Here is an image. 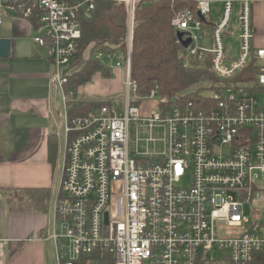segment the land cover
Wrapping results in <instances>:
<instances>
[{
	"label": "built area",
	"instance_id": "2783aa9c",
	"mask_svg": "<svg viewBox=\"0 0 264 264\" xmlns=\"http://www.w3.org/2000/svg\"><path fill=\"white\" fill-rule=\"evenodd\" d=\"M99 1L0 0V25L11 19L30 25L64 105L51 224L38 236L52 244V264H264V215L248 219L241 210L254 195L264 199L258 184L264 181V46L254 44L252 27L253 4L264 0H185L194 8L174 13L175 34L189 40L186 47L177 40L184 67L208 58L215 77L201 102L176 96L169 102L155 88L136 93L133 15L139 3L158 0H107L126 11L125 56L105 51L95 57L110 69L115 57L124 101H102L85 115L67 117L66 101L76 90L64 85L81 20ZM216 2L221 15L213 22ZM234 29L239 52L231 58L224 38ZM250 63L256 71L243 77ZM149 101L154 105L146 109ZM222 227L234 231L222 233Z\"/></svg>",
	"mask_w": 264,
	"mask_h": 264
},
{
	"label": "crops",
	"instance_id": "0c3cea01",
	"mask_svg": "<svg viewBox=\"0 0 264 264\" xmlns=\"http://www.w3.org/2000/svg\"><path fill=\"white\" fill-rule=\"evenodd\" d=\"M256 25H259L258 36ZM252 27L254 44L264 46L262 1L253 4ZM0 29L11 39L13 50L11 56L0 58V192L4 200L10 191L23 188L47 187L52 192L54 172L58 171L61 159L64 121L62 99L54 96L50 83L53 69L47 56H40L28 43L30 25L11 19L0 25ZM89 83L78 87L75 93L86 92L91 96L108 92L107 80L99 73L91 86ZM49 135H54L57 141L54 167L48 160ZM49 218L50 207L45 213L9 210L2 213L0 239L6 240L12 253L7 261L4 258L3 264H44L43 242L38 236L48 227Z\"/></svg>",
	"mask_w": 264,
	"mask_h": 264
},
{
	"label": "trees",
	"instance_id": "16d2710c",
	"mask_svg": "<svg viewBox=\"0 0 264 264\" xmlns=\"http://www.w3.org/2000/svg\"><path fill=\"white\" fill-rule=\"evenodd\" d=\"M183 7L194 8V3L177 0L143 1L135 8L130 51V77L136 84V93L146 96L156 89L158 97L169 102L175 96L181 101L201 102L206 96L205 87L200 91L192 88L202 81L215 79L208 58L204 62L192 60L187 67L180 57L181 46L171 26L175 12ZM126 11L124 5L102 0L81 20V37L75 58L71 62L72 72L64 85L65 90H76L89 82L95 72L109 77L111 69L95 55L111 51L125 56ZM248 64L243 77L256 71ZM250 78V77H246ZM102 101L98 99H73L66 101L67 117L82 116L97 109ZM48 160L52 167L57 158V141L48 136ZM51 189L32 187L10 191L5 202L10 212L45 213L50 205ZM18 197V199H16ZM9 253L8 255L10 256Z\"/></svg>",
	"mask_w": 264,
	"mask_h": 264
},
{
	"label": "rangeland",
	"instance_id": "374dc122",
	"mask_svg": "<svg viewBox=\"0 0 264 264\" xmlns=\"http://www.w3.org/2000/svg\"><path fill=\"white\" fill-rule=\"evenodd\" d=\"M212 6H214V8H212L213 14H212V21L213 22H217L220 19V10H221V4L219 2L214 3ZM256 35H259V25H256ZM233 32V30H232ZM262 33V30H261ZM239 32L238 30L234 29V32L231 36L228 35V37L226 36L224 38V47L227 50V54L229 57L233 58L236 57L238 55L239 52ZM31 39V37H30ZM28 41L29 44L33 45V47H35L37 49V53L42 56V55H46V52L43 48H38L33 42L32 40ZM115 57L112 58L111 65H112V69L111 71V75L109 77H103L104 79L107 80L108 83V92L106 93H97L94 95H88L86 92H81V93H75L74 95L70 96V98L73 99H102L104 101H111V102H122L124 101V97H125V90H124V86H123V71L122 68H118L116 66H114V61H115ZM109 62V61H106ZM97 75V72H95L90 80V83L88 86H91L94 82H95V77ZM208 84V81H202L201 83L195 85L192 90L193 91H200V86H204L206 87ZM52 92L54 94V96H57L59 99L61 97V93L60 90L55 86L52 85ZM76 92V91H75ZM205 92V91H204ZM90 96V97H89ZM145 108H151L154 105L153 101H149L147 103L144 104ZM61 115V114H60ZM62 116V115H61ZM61 140L63 141V135L61 137ZM59 181V173L56 170L54 172V188L57 186ZM259 185L264 186V181H259L258 183ZM53 188V190H54ZM52 190V192H53ZM11 195H15L16 194H9V196ZM235 200H237V196H234ZM16 199H18V197H16ZM50 207V205H49ZM3 210V212H2ZM8 210V204L5 202L4 198H3V193L0 192V219L2 217V213L6 212ZM51 210V208H50ZM241 210H242V214L243 216L247 217L248 219H252V217L254 216V214L260 213L261 215H264V199H263V194H259V195H254L251 199V201L249 202H243L242 206H241ZM2 212V213H1ZM51 213V211H50ZM51 224L50 218H49V225ZM48 225V226H49ZM234 230L229 229V228H225L222 227V233H230L233 232ZM3 240V239H2ZM2 243V242H0ZM2 249V254H3V259L6 258V261L9 257L8 253L9 251H11L10 247L7 246L6 244V240L3 241V248ZM52 258H53V246L50 242H43V259H44V264H52ZM4 262V260H3ZM3 264V263H2Z\"/></svg>",
	"mask_w": 264,
	"mask_h": 264
},
{
	"label": "water",
	"instance_id": "95a60500",
	"mask_svg": "<svg viewBox=\"0 0 264 264\" xmlns=\"http://www.w3.org/2000/svg\"><path fill=\"white\" fill-rule=\"evenodd\" d=\"M182 33L177 32L176 38L180 41L183 47H186L189 40H182ZM13 54V50L11 48V39L8 38L3 31L0 29V58H5L11 56Z\"/></svg>",
	"mask_w": 264,
	"mask_h": 264
},
{
	"label": "bare ground",
	"instance_id": "6f19581e",
	"mask_svg": "<svg viewBox=\"0 0 264 264\" xmlns=\"http://www.w3.org/2000/svg\"><path fill=\"white\" fill-rule=\"evenodd\" d=\"M3 263V254H2V251H1V248H0V264Z\"/></svg>",
	"mask_w": 264,
	"mask_h": 264
}]
</instances>
